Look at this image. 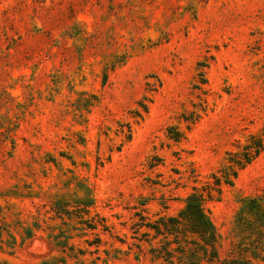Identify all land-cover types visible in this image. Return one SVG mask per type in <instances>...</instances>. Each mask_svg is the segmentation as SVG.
I'll return each mask as SVG.
<instances>
[{"label": "rangeland", "instance_id": "1", "mask_svg": "<svg viewBox=\"0 0 264 264\" xmlns=\"http://www.w3.org/2000/svg\"><path fill=\"white\" fill-rule=\"evenodd\" d=\"M263 129L264 0H0V264H164L151 227ZM78 183L107 232L55 218ZM262 195L264 152L207 205L214 264Z\"/></svg>", "mask_w": 264, "mask_h": 264}, {"label": "trees", "instance_id": "2", "mask_svg": "<svg viewBox=\"0 0 264 264\" xmlns=\"http://www.w3.org/2000/svg\"><path fill=\"white\" fill-rule=\"evenodd\" d=\"M203 82L206 84L204 79ZM142 108L145 113L148 112L147 107L142 106ZM196 108L183 116L188 129L200 118ZM138 116L141 117L139 113ZM127 128L125 139L129 142L132 139V130L130 126ZM168 135L176 143L185 138V133L174 127L168 130ZM263 152L264 129L259 135L252 136L238 151L227 153L226 163L210 176L209 182L193 189L178 216L162 217L155 222L151 229L158 236L164 237L160 248L152 249L157 260L163 261L164 264H214L218 260L220 237L207 205L219 201L223 189L232 187L239 174L251 166ZM71 196L70 199L66 196L54 199L52 212L56 219L64 224L66 220L70 222L75 220L83 227V231L95 232L98 229L103 232L108 231L104 219L98 215L90 218L96 202L88 187L78 183L76 192ZM235 233L238 239L237 256L231 258L229 264H255L258 260H264V195L248 199L243 203L235 218ZM28 235L30 236L31 233L28 232ZM54 238L58 239V237ZM66 238L65 243L56 241L58 246L66 249L70 240ZM69 249L73 250V247ZM45 264H53V262ZM62 264L66 263L62 262Z\"/></svg>", "mask_w": 264, "mask_h": 264}]
</instances>
